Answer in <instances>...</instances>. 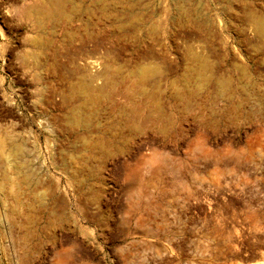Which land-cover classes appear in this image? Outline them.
<instances>
[{
	"label": "rangeland",
	"instance_id": "obj_1",
	"mask_svg": "<svg viewBox=\"0 0 264 264\" xmlns=\"http://www.w3.org/2000/svg\"><path fill=\"white\" fill-rule=\"evenodd\" d=\"M261 29L264 0H0V264H264Z\"/></svg>",
	"mask_w": 264,
	"mask_h": 264
},
{
	"label": "bare ground",
	"instance_id": "obj_2",
	"mask_svg": "<svg viewBox=\"0 0 264 264\" xmlns=\"http://www.w3.org/2000/svg\"><path fill=\"white\" fill-rule=\"evenodd\" d=\"M261 30H263V32H264V29H261ZM135 79H136V78H135ZM1 146H3V145L1 144ZM2 151H3V150H1L0 152H2ZM1 154H2V153H1ZM5 184H6V183H5ZM5 184H4V185H5ZM4 187H5V186H4Z\"/></svg>",
	"mask_w": 264,
	"mask_h": 264
}]
</instances>
